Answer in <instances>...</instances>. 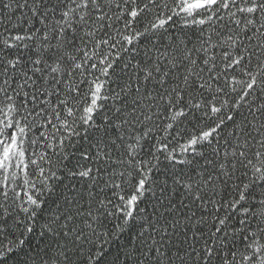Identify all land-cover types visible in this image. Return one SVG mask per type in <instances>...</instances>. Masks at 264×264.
<instances>
[{
  "label": "snow or ice",
  "instance_id": "snow-or-ice-1",
  "mask_svg": "<svg viewBox=\"0 0 264 264\" xmlns=\"http://www.w3.org/2000/svg\"><path fill=\"white\" fill-rule=\"evenodd\" d=\"M0 264H264V0H0Z\"/></svg>",
  "mask_w": 264,
  "mask_h": 264
}]
</instances>
